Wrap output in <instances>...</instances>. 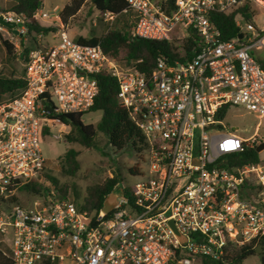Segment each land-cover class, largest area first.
<instances>
[{
    "label": "built area",
    "instance_id": "1",
    "mask_svg": "<svg viewBox=\"0 0 264 264\" xmlns=\"http://www.w3.org/2000/svg\"><path fill=\"white\" fill-rule=\"evenodd\" d=\"M127 3L133 36L184 40L179 56L160 58L147 74L58 28L51 44L29 52L25 87L0 103V198H18L27 184L44 180L43 130L56 122L46 116L44 97L57 113L88 112L102 72L117 80L120 103L143 136L138 155L148 152L150 177L109 213L83 209L54 189L15 205L0 217L12 264H193L218 260L229 245L264 242V163L228 158L264 138L259 131L242 138L225 123L232 106L264 118V68L253 55L264 28L251 23L254 11L264 14V0H175L171 13L156 0ZM216 12L235 14L245 37L223 39L211 18ZM0 17L16 24H0L1 31L27 32L24 14ZM48 17L34 15L40 24ZM102 17L113 21L111 12Z\"/></svg>",
    "mask_w": 264,
    "mask_h": 264
},
{
    "label": "trees",
    "instance_id": "2",
    "mask_svg": "<svg viewBox=\"0 0 264 264\" xmlns=\"http://www.w3.org/2000/svg\"><path fill=\"white\" fill-rule=\"evenodd\" d=\"M90 1L94 9L102 17L105 12L113 14V26L100 37H78L75 40L79 43L100 46L106 54L117 61H126L134 63L141 72L150 74L156 67L160 58H175L179 56L178 47L169 41L150 40L133 36V27L135 25V15L129 10L127 0H69L59 14L62 25H67L70 18L76 16L83 6ZM166 13H171L175 9V0H156ZM44 0H12L10 10L4 12H14L24 14L27 18V32L22 36L21 46L23 50L20 57L27 61L29 52L36 46L37 39L33 37V47L25 46L23 39L27 36H48L57 32V26H42L34 15L42 10ZM247 8L243 9V14L247 19L251 16L246 13ZM99 20H102V18ZM213 24L220 30L223 39H233L241 33L236 24L235 14L213 13L211 15ZM112 22V23H113ZM2 38V36L0 35ZM8 55L14 57V47L7 40H2ZM191 43V40L189 41ZM258 50L253 55L264 68V56L258 55ZM188 57L191 55V47L187 46ZM99 82V93L95 98L94 105L85 113L60 114L55 111L49 96H45L44 109L46 116L53 121H57L67 127L70 132L65 135L67 143H78L85 149H98L97 138L103 134L109 145L120 151L131 147L138 155L141 148L139 144L143 143V136L139 128L130 119L128 110L120 103L119 86L117 80L107 72H102L97 76ZM25 87L23 77L4 76L0 74V98L6 94L16 93ZM100 112L101 119L96 124H84L82 118L85 114ZM49 133V128L45 127L43 136ZM80 152L74 148L69 149L63 158V171L70 176L75 175L80 169L78 157ZM235 162L242 164L259 162V153L256 147H247L243 153L236 156H229ZM131 174H139L138 166L130 169ZM43 181H32L27 184L22 191H26L33 197L41 196L54 189L61 198L69 199L67 187H59L56 178L47 173L42 174ZM118 187H122L125 196L133 198V187H127L119 176L108 178L101 184L94 185L87 189L86 196L81 208L88 211H99L104 207V203L109 195ZM74 195L79 197L77 190ZM1 199V198H0ZM3 200V199H1ZM17 197L9 201H17ZM4 201V200H3ZM262 248L259 257L264 264V242L261 240H252L245 246L229 245L224 254L218 259L203 258V264H243L245 260L257 256L258 248ZM11 250L8 245L0 242V264H12Z\"/></svg>",
    "mask_w": 264,
    "mask_h": 264
},
{
    "label": "rangeland",
    "instance_id": "3",
    "mask_svg": "<svg viewBox=\"0 0 264 264\" xmlns=\"http://www.w3.org/2000/svg\"><path fill=\"white\" fill-rule=\"evenodd\" d=\"M12 0H0V11L10 10ZM69 3V0H44L42 12L47 13L49 17L46 21L41 22L42 26H57L65 28L71 38L80 36L100 37L102 34L113 26L114 22L105 20L94 9L92 3L88 1L76 16L69 19L67 25H62L59 19V14L63 7ZM256 21L251 23L258 28H264V14L261 10L254 11ZM102 20H99V18ZM113 22V23H112ZM0 74L4 76H14L21 78L25 73V58L20 57V52L23 50L21 46L22 38L12 36L11 32L0 30ZM33 37L37 39L40 46L49 45L53 42V34L48 36H26L23 42L26 47H33ZM7 40L14 47V57L8 55L3 41ZM185 44L184 40L177 41L176 46L181 48ZM259 56H264V44L257 51ZM121 67L127 68L132 63L118 61ZM17 93V92H16ZM13 94L10 93L0 98V103L8 100ZM100 112L85 114L82 118L84 124H96L101 119ZM225 123L237 131L242 138H250L255 132L259 131V136L264 138V118L259 119L252 112L248 111L244 106H232ZM49 133L43 136L41 141L42 152L46 159L45 173L56 178L59 187H67L69 199L77 205H81L85 199L88 188L103 183L108 178L119 176L127 187L135 186L140 180L150 177L149 174V155L144 151L140 155L129 146L124 150H116L109 145L106 137L99 134L98 149H85L78 143H67L65 135L70 132V127H67L59 122H52L48 127ZM74 148L80 152L78 157L80 163L79 171L70 176L63 171V158L65 153ZM259 159L264 163V150L259 153ZM138 166L140 173L131 174L130 169ZM122 188V187H118ZM116 188V189H118ZM115 189V190H116ZM74 190H77L79 197L74 195ZM18 200L11 202L9 200L0 199V217L5 216L17 204L24 205L27 201H31L33 196L27 192L18 194ZM0 242L8 245L9 236L0 232ZM260 253L257 256L248 258L243 264H262ZM193 264H203L201 260H197Z\"/></svg>",
    "mask_w": 264,
    "mask_h": 264
},
{
    "label": "water",
    "instance_id": "4",
    "mask_svg": "<svg viewBox=\"0 0 264 264\" xmlns=\"http://www.w3.org/2000/svg\"><path fill=\"white\" fill-rule=\"evenodd\" d=\"M0 24H2L3 26H5L6 28H15L16 27V24L14 23H9L7 21H5L2 17H0ZM18 26H21V24H18ZM16 32V30H15ZM245 37V34L241 33L239 34V38L240 39H243ZM171 64L174 65V62H171ZM264 150V143H262L261 145L257 146L256 147V151L258 153L262 152ZM124 194V189L123 188H118L116 190H114L110 195L109 197L106 199L105 203H104V207H103V210L106 212V213H109L111 212L115 206L117 205L118 203V199ZM173 229L175 230V232L177 234H179L178 230L176 229V226L174 224L173 221L170 222ZM180 235V234H179ZM182 237V236H181ZM183 239H185V237L183 236L182 237ZM262 252V248L259 247L258 250H257V253H261Z\"/></svg>",
    "mask_w": 264,
    "mask_h": 264
}]
</instances>
